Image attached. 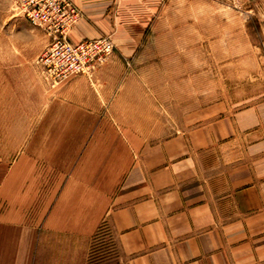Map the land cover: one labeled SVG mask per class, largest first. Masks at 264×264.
<instances>
[{
  "label": "rangeland",
  "instance_id": "rangeland-1",
  "mask_svg": "<svg viewBox=\"0 0 264 264\" xmlns=\"http://www.w3.org/2000/svg\"><path fill=\"white\" fill-rule=\"evenodd\" d=\"M136 1L133 17L114 36L104 34L113 42L108 59L113 55L115 67L102 82L92 71L53 83L39 64L48 36L15 0H0V184L22 179L25 192L39 180L34 189L49 196L79 173L93 180L95 193L107 185L117 195L133 176L143 196L155 188L200 195L212 212L221 198L223 217H207L206 225L228 228L237 220L240 227L245 221L230 218L224 197L232 167L259 158L244 147L262 144V11L252 0ZM82 17L80 11L68 34ZM120 48L134 53L122 57ZM78 78L86 81L75 86L78 96L62 87ZM245 124L253 126L250 136ZM102 232L91 247L95 261L114 252Z\"/></svg>",
  "mask_w": 264,
  "mask_h": 264
},
{
  "label": "crops",
  "instance_id": "crops-1",
  "mask_svg": "<svg viewBox=\"0 0 264 264\" xmlns=\"http://www.w3.org/2000/svg\"><path fill=\"white\" fill-rule=\"evenodd\" d=\"M69 1L83 14L68 34L72 43L107 37L104 34L114 36L140 5L136 0ZM252 7L262 11L264 25V0H252ZM116 53L129 57L134 51L120 48ZM113 58L95 67L92 75L102 82L115 67ZM83 82L78 78L62 87L75 92V86ZM90 96L97 95L91 92ZM262 103L257 130L262 144L251 142L244 147L245 154L253 152L259 158L232 167L230 192L224 197L233 209L230 218L243 219L242 226L237 220L228 228L220 223L206 225L207 217H223L221 198L215 200L218 208L212 212L206 210L200 195L175 197L155 188V193L143 196L141 179L133 176L123 180L121 193L115 195L107 185L95 193L93 180L77 173L58 194L49 196L34 189L39 180L31 179L24 192L22 179L6 177L0 184V264H264V99ZM250 127H244L248 136ZM137 147L141 153V146ZM133 169L140 170L141 161ZM227 230L228 236L223 237ZM101 231L114 252L95 261L90 252Z\"/></svg>",
  "mask_w": 264,
  "mask_h": 264
},
{
  "label": "built area",
  "instance_id": "built-area-1",
  "mask_svg": "<svg viewBox=\"0 0 264 264\" xmlns=\"http://www.w3.org/2000/svg\"><path fill=\"white\" fill-rule=\"evenodd\" d=\"M15 5L32 26L44 30L49 38L39 64L53 83L90 75L113 51L112 42L103 36L77 43L68 40L69 27L80 16L69 0H15Z\"/></svg>",
  "mask_w": 264,
  "mask_h": 264
}]
</instances>
